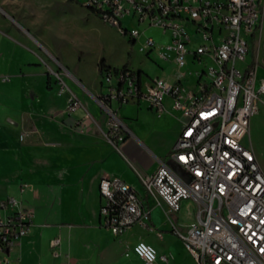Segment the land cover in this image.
I'll use <instances>...</instances> for the list:
<instances>
[{"label": "built area", "instance_id": "built-area-1", "mask_svg": "<svg viewBox=\"0 0 264 264\" xmlns=\"http://www.w3.org/2000/svg\"><path fill=\"white\" fill-rule=\"evenodd\" d=\"M78 3L132 45L142 39L139 50L146 57L155 50L162 61L171 60L176 71L204 64L187 71L193 76L192 86H186L183 74L170 82L144 79L140 71L128 67L99 72L108 139L118 146L126 137L116 109L142 101L162 114L169 100L181 129L168 160L182 175L160 162L153 174L138 175L142 187L165 206L170 232L182 241L193 264H264V173L251 144H243L245 139L250 142L251 117L264 108V70L250 58L262 23V0ZM151 29L166 43L147 35ZM53 74L59 83L57 94L68 93L60 75ZM66 111L70 116L82 111L70 92ZM83 117L74 119L75 128H85ZM98 193L100 225L114 237L149 225L145 200L121 179L102 177ZM185 204L192 210V221L182 226L179 214ZM16 206L13 198L0 200V211ZM32 218V211L24 208L0 216V264H18L9 251L29 233ZM56 246L54 241L52 247ZM132 253L142 264H170L169 255L159 254L144 241L136 242Z\"/></svg>", "mask_w": 264, "mask_h": 264}, {"label": "crops", "instance_id": "crops-1", "mask_svg": "<svg viewBox=\"0 0 264 264\" xmlns=\"http://www.w3.org/2000/svg\"><path fill=\"white\" fill-rule=\"evenodd\" d=\"M262 3L257 34L264 36ZM83 10L86 20H94L95 15ZM42 17V12L20 0H0V200L13 198L17 203L0 211V216L18 208L33 213L29 233L9 251V258L17 263L13 254L19 251L25 260L31 258L29 252L39 228L49 227L68 242L92 230L113 236L100 225L98 183L102 177L121 179L145 200L148 209L152 202L165 212L157 197L147 195L138 175H151L160 162L169 161L181 129V119L169 100L162 114L154 113L145 102L130 103L116 109L126 137L118 146L112 145L107 114L99 101L105 92L98 71L101 60L97 63V84L69 70L44 36ZM250 58L260 66L258 54L254 57L252 49ZM54 65L64 73L55 72ZM53 73L60 75L68 91L81 102L82 111L76 116L67 113L69 92L57 94L59 83ZM81 116L85 128L80 130L75 128L74 119ZM164 225L152 223L156 235L140 237L159 254H164L159 252L163 249L159 243L169 229ZM60 243L59 238L49 242L53 264H71L69 255L61 252ZM69 248L72 251L73 246ZM132 255V249L125 253Z\"/></svg>", "mask_w": 264, "mask_h": 264}, {"label": "rangeland", "instance_id": "rangeland-1", "mask_svg": "<svg viewBox=\"0 0 264 264\" xmlns=\"http://www.w3.org/2000/svg\"><path fill=\"white\" fill-rule=\"evenodd\" d=\"M22 4L42 12L44 36L59 51L62 60L67 64L69 70L77 72L91 83L97 84V63L104 59L111 68L120 69L124 66L133 71H140L144 79L163 78L176 79L179 74L186 77V86H192L193 76L187 71L201 69L204 64L188 65L180 71H176L174 63L162 61L157 51H152L146 57L139 50L142 39L132 45L128 37L120 35L116 29L104 24L96 16L94 20H86L84 8L78 0H20ZM264 1V0H263ZM90 13L89 11H87ZM147 35L152 36L159 44H165L166 39L159 35L157 30L151 29ZM254 57L258 54L260 66L264 67V36L257 34L252 43ZM190 63V59H188ZM54 71L64 73L58 66H53ZM259 74H262L259 71ZM249 139L243 141L246 147L251 144L261 170L264 173V108L255 113L249 122ZM176 174L180 175L179 169L171 162L166 163ZM182 175V174H181ZM187 204L179 214L182 226L192 221V210H187ZM150 217L148 226H136L119 237H113L106 231L92 230L91 233L80 235L78 239L71 242L63 241L61 235L51 232V228H39L38 238L33 250L29 252L28 261L23 258L22 252L13 254L18 259V264H53L52 252L49 246L50 240L59 238L61 252L69 255L71 264H140L132 255L125 256L133 245L140 241L144 235H156L152 223L157 226L169 228L163 233V240L159 243L163 252L171 257L170 264H193V260L184 249L182 241L170 232V226L165 219L164 211L159 205L149 202ZM77 238V237H76ZM149 244V243H148ZM70 245L73 246L72 251ZM151 245V244H150Z\"/></svg>", "mask_w": 264, "mask_h": 264}, {"label": "trees", "instance_id": "trees-1", "mask_svg": "<svg viewBox=\"0 0 264 264\" xmlns=\"http://www.w3.org/2000/svg\"><path fill=\"white\" fill-rule=\"evenodd\" d=\"M126 66L122 67V68H125ZM108 69H112L108 66L105 65L104 61L101 60L98 64V71L101 72L102 70H108ZM115 70V69H114Z\"/></svg>", "mask_w": 264, "mask_h": 264}]
</instances>
